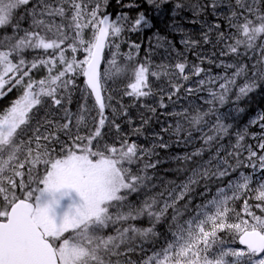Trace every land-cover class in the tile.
<instances>
[{
    "label": "snow or ice",
    "instance_id": "1",
    "mask_svg": "<svg viewBox=\"0 0 264 264\" xmlns=\"http://www.w3.org/2000/svg\"><path fill=\"white\" fill-rule=\"evenodd\" d=\"M169 2L147 0L158 13ZM106 3L0 0V31H11L0 36V97L6 95V86L9 92L22 88V94L0 113V264H264V216L256 215L244 199L254 191L255 207L264 212V183L252 189V176L241 172L212 193L214 185L245 166V150L247 166L264 170V131L253 134L259 151L242 144L247 126L236 133L229 150L222 141L233 125L218 114V106L239 105L264 91V42H259L264 40V0H176L169 27L184 33L175 17L184 11L192 14L188 22L199 23L200 34L185 33L188 38L181 43L199 63L190 64L177 52V62L158 65L160 71L139 64L124 95L137 101L153 96L149 77L166 76L167 85L159 89V108L168 107L165 95L174 105L173 97L179 99L182 91L191 96L204 90L210 97L205 103L211 107L167 113L177 118L176 124L153 133L151 147L130 136L143 135L157 108L145 105L147 113H141L139 125L132 127L134 119L127 107L119 102V107L114 106L113 97L105 95L107 82L127 72L118 64L121 53L116 43L126 17L111 20L102 11ZM209 14L213 22L201 19ZM142 22L144 27L152 26L141 12L133 30ZM86 30L91 31L88 39ZM203 45H212L213 51H197ZM106 48L115 49L107 67L103 64ZM30 51L38 55L28 60ZM81 53L83 59L78 58ZM126 59L131 61V54ZM205 60L223 68L224 74L213 75L211 68L202 67ZM41 68L46 75L34 79L33 71ZM77 75L84 78L83 102L73 112L69 106ZM193 77L196 87L185 89L183 82ZM118 121L127 123L130 133H123ZM249 124L264 130V113ZM106 128L115 129L111 143ZM194 132L201 134L203 145L170 158L181 165L174 172L185 179L179 184L161 181L163 187L156 192L161 185L153 181L158 177L148 173L166 162L156 152L157 147H169L162 133L175 135L177 145H186ZM200 187L205 202L193 209L194 193ZM241 199L242 211L252 223L240 213L235 215L238 223H229L235 212L231 205ZM170 211L171 239L165 238L164 246L156 250L162 235L157 225ZM145 218L148 226H137ZM224 231L238 236L244 248L226 247L220 238Z\"/></svg>",
    "mask_w": 264,
    "mask_h": 264
},
{
    "label": "trees",
    "instance_id": "2",
    "mask_svg": "<svg viewBox=\"0 0 264 264\" xmlns=\"http://www.w3.org/2000/svg\"><path fill=\"white\" fill-rule=\"evenodd\" d=\"M110 4L106 7L105 13H110L112 16V19L118 14L122 13L124 17H126L125 22V30L122 34V36L119 38L120 44L125 45V47H129L130 45L138 44L139 50H140V56L144 53L143 49L145 46L150 43V40L157 38V37H164L165 39H168L170 42L173 41L175 44L174 46H177L179 51L183 53L186 57L189 63H199V61L196 59L194 55H192L191 51H187L184 48V45L177 40V34L175 30H173L171 27H169L170 23L172 22L173 14H172V8L174 6V3L176 0H171L166 5H163L162 8L163 10L161 12H157L154 8V6L149 5L147 3V0H119L118 3L115 0H109ZM113 1V2H112ZM144 12L146 15V18L150 21L151 27H144L143 22L141 26H139L136 30H133V24L135 19L138 18L139 13ZM22 13V10H21ZM191 13L188 11L181 12L178 16L175 17V19L180 23V24H187V20L191 18ZM201 19H207L208 21L214 20L215 18L212 17L210 14L206 17H202ZM26 27V25H24ZM89 31V38L91 37V31ZM5 34H11L10 29L8 30L7 33L4 31H0V36L5 35ZM259 42H264V40L259 41ZM209 48L212 49V45H203L199 50L201 51L202 49ZM132 49V48H131ZM127 50V48H125ZM129 50V49H128ZM70 52V51H69ZM68 52V53H69ZM203 52V51H202ZM106 55L108 53V49H106ZM205 53V52H204ZM218 54V50H217ZM38 55L36 52H29L27 54V59L31 60L33 56ZM80 57V54L78 55V58ZM83 57V56H82ZM172 58H170L171 60ZM177 60L175 61V63ZM226 63H231L232 61L230 59L225 60ZM138 63H143L147 64L151 69L155 70L156 65L150 64L148 62H145L140 59L137 63H135V66H137ZM217 63H219V60H217ZM204 68H211L212 74H224L223 68H217L214 65H209L207 61L205 60L204 64L201 65ZM152 70V71H153ZM230 74V73H229ZM32 76L34 79L39 80L44 76L42 68L34 70L32 73ZM152 77V76H150ZM206 78V77H202ZM223 82V81H220ZM243 81L241 80L240 83ZM187 84V82H185ZM84 84V79L82 75H77L76 81H75V87L73 88V103L70 105V107L73 109V112H75V105L78 103V94L80 91L81 86ZM218 88V84L215 86ZM126 84L124 86L120 87V95H117L116 97H113V105L116 107H119V103L124 104L127 107V110L129 111L130 115L134 119V124L132 127L138 126L140 123V114L141 113H147V108L144 107L146 103H148V106L156 107L157 108V113L153 115L152 117V122L150 123L149 126H147L146 130L144 131L143 135H131L130 140H135L139 145L144 146V147H151L152 143L154 142L153 139L151 138L152 136L149 137V132L150 130L157 129L159 132L162 127H166L167 123L170 124V122L167 121V119H172L173 118H165L161 114V111H167L166 109H161L159 108V105L152 104V101L149 100V97L141 98L139 101L135 97H128L124 95V91L126 89ZM6 95L3 97H0V113L4 111L7 107L11 105V103L18 98L22 94V88L21 87H16L13 88L10 92L7 91V86L5 88ZM108 95V94H107ZM202 96H209L207 90H204L200 92V96L198 98H194L192 100V105H188L185 103L183 108H191L195 110V108H201V109H207L211 107V105L205 103L206 100L202 98ZM210 99V98H209ZM158 100H160V96H158ZM119 102V103H118ZM147 105V104H146ZM219 107V113L224 116L225 121L229 124H232L233 127L230 129V136L228 138H225L222 142L223 144L231 150V146L235 144L236 140V133L243 131L245 126H247V135L245 136V140L242 142V144L246 147L248 145H252L253 148L256 147L254 142H257L258 140L253 137V134H258L260 132V127H258V124H249V121L251 119H254L258 114L264 113V91H257L254 94H251L250 97L246 100H243L240 102L239 105H233L232 103L225 104L223 106H218ZM240 107L244 108V112H236L234 111V108ZM247 112V113H246ZM108 114L111 115V109L108 110ZM151 115L150 113H148ZM240 114V115H239ZM95 115V113H93ZM242 115V116H241ZM239 116V117H238ZM161 117V119H160ZM228 117V118H227ZM214 119V118H213ZM177 121V120H176ZM175 121V124H176ZM119 123L122 124V131L123 133H130L131 129L127 123L124 121H118ZM174 124V125H175ZM173 125V126H174ZM184 128L187 129L188 125L184 124ZM207 131V129H205ZM109 138L107 140L108 143H111L113 139H115V129H112L110 133H108ZM201 134L194 132L193 133V139L191 140L190 143L188 144H176V136L171 135L170 133H162L163 139L165 142L169 143V147L167 149H162L157 147L156 152L159 154V158L162 160H165L166 162L158 166L155 172L152 170H149V175H155L158 177V179L154 180L153 183L161 185V187H158L155 191L159 192L161 191V188L163 185L161 184V181L167 182V181H175V183L179 184L185 177L183 175L178 176L175 172L174 169H176L178 165L174 160H171V157H175L177 155H184L186 152L191 153L194 152L197 148H200L203 145V141L199 139V136ZM258 136V135H257ZM150 138V139H149ZM248 153L247 151L242 152V159L245 160V166L240 167L235 173L232 174L233 177L235 176L239 171L242 170H247V157ZM207 159V155L204 157ZM232 163H235V161H232ZM140 167H143V162L139 165ZM226 178L222 184H216L212 187V190L216 189V187H221L224 184H226V181L230 178ZM256 189V188H255ZM199 191H203V188L200 187L196 193H194V199L193 203L191 205V208H195V205L199 203V201L202 200V198L199 196ZM255 192H251V196H253ZM244 198H247L245 196ZM243 199L237 200L234 204L231 205V207H239L240 203L242 202ZM187 201H185L186 203ZM162 201H161V206H162ZM183 205H181L182 207ZM171 211L168 213L167 218L165 221L161 222L159 225H157V231L161 233V238L159 242L155 245L158 246L160 243L163 241L164 237H166L167 233L169 232L168 224L171 221ZM188 215L186 214L184 218H186ZM137 226L139 227H145L148 226V222L145 218L144 222L141 224H138ZM148 249L152 248L151 245L147 246Z\"/></svg>",
    "mask_w": 264,
    "mask_h": 264
},
{
    "label": "rangeland",
    "instance_id": "3",
    "mask_svg": "<svg viewBox=\"0 0 264 264\" xmlns=\"http://www.w3.org/2000/svg\"><path fill=\"white\" fill-rule=\"evenodd\" d=\"M116 1L118 3L119 0H116ZM114 2H115V0H114ZM109 4H110V1L107 0V3H106V5L103 6L102 11H105L106 7ZM121 16H123L122 13H118L112 20H116L117 17H121ZM186 22H187V24H180L183 27V29H184V33L179 32V31H175L176 34H177V38H178L177 40H179L180 43H181V40L188 38L185 35V33H188L189 35L196 36V37H198L199 34H200L201 25L199 23L192 24V23H189L188 20ZM208 22L211 23V22H213V20H210ZM121 23L124 24V27H125L124 20H122ZM89 34H90L89 31L86 30V37H85L86 39L89 38V36H88ZM168 42H170V41L168 39H165L164 37L154 38V39L150 40V43H148L145 46V48L143 49L144 53L142 54V56H140V50L139 49H136L134 47H130V48L127 47V46L125 47V45L120 44L119 39H117L116 43L120 44L119 51L121 53V56L118 58V64L121 67L126 68L127 72L125 74H122L117 79L107 82V85H106L107 92L105 93V95L108 94V95H111L112 97H116L117 95H120V87L121 86H124L126 84V87H127V85L130 82H132L133 70L139 64H142V63H138L137 66H135V63L138 62L139 57H140L141 60H143L145 62H148L150 64L156 65V69L155 70L151 69L150 71H152V70L153 71H160V69L157 66L162 64V63L163 64H175V61L177 60V55L176 54H177V52H179V53H181V52L179 51L177 46H174L175 43L173 41H171L170 43H168ZM125 48H127V50H125ZM106 49H108V48H106ZM49 51H51V50H49ZM112 51H115V49L114 48H112L111 50L108 49V53L105 56V60L103 62L105 67H107V60L111 58ZM197 51H200V50L197 49ZM201 51H203V52H205L207 54H210L213 50L209 49V48H205V49H202ZM127 54H131V56H132V60L131 61H128L126 59ZM67 55L70 58L72 53L69 52V53H67ZM82 56H83V54L81 53L79 59H83ZM170 58H172V59L170 60ZM42 71H43V74L46 75V71L44 69H42ZM196 79L197 78L193 77L191 81L187 82V84L185 82H183L185 89L188 88V87L195 88L196 87ZM149 82H150V85L152 87V91L154 93L153 96H150L149 100L152 101V104L155 103L156 105H159V100H158V96H160L159 89L162 88V87H165L167 85L168 77L165 76V77H163L162 79H159V80L156 77H149ZM83 88H84V84L80 88V91H79V94H78V103L74 106L76 108L75 111L77 110L79 104L83 102L82 91H81ZM198 96H200V92L195 93L194 95H191V96H187L186 93L184 91H182L180 93V95H179V99H177L176 97H173V100L175 101V104L173 105L171 102H169L167 100V96L165 95V103L168 104V107H167V111H161L162 112L161 114L164 113V115H162V116L165 117V118H173V120L172 119H167V121L170 122L171 125H174L175 121L177 120V118L168 116L167 113H171L173 111H181L183 109V106L185 105V103H187L188 105H192L193 104L192 100L194 98H198ZM202 98L204 100H206V99H209L210 97L209 96H202ZM112 102L113 101H111V103ZM88 104H89V106H91L93 104V100L91 98H89ZM112 104H114V103H112ZM146 104L148 105V103H146ZM71 110L73 111L72 108H71ZM160 119H161V117H160ZM167 125H169V123H167ZM258 127H260L259 124H258ZM260 130L261 131L258 132V134H257L258 136L261 134L262 131H264L261 128H260ZM103 131H105L106 133H110L107 128L104 129ZM158 132L159 131L157 129L150 130L149 137L153 136V133H158ZM254 143L256 145V147H254V149L259 151V149L257 147L258 141L254 142ZM247 168H248L247 170L240 171L235 176L230 177L229 179H235L236 177H238L240 175L241 172H243L245 174H250L252 176L251 188L255 189V188H257V186H259L257 181L258 180H260V181L263 180L264 173H261V169L258 166L255 168V170L251 166H247ZM226 183H227V181H226ZM254 183H257V184H254ZM215 191H216V189L212 190V193L214 194ZM246 196L248 197V200H249V203L251 205L252 211L255 212L256 215H258V216H264V214L263 215L258 214L256 211L253 210L254 208H256L254 204H257L256 203L257 200L255 199V194L253 196H251V192H249ZM207 199H211V196H208ZM204 202H205V200L202 199L201 201H199L198 204H202ZM233 208L235 209V212L232 213V219L229 220V223H238L239 222L235 218L236 213H240V216L242 218L248 220L249 223H252L251 217L246 216L244 214V212L242 211L243 201L240 203L239 207H233ZM184 219L185 220L188 219V216L186 218H184ZM227 232H229V231H227ZM229 233L233 234L232 232H229ZM166 235L167 236L164 237V239L160 243V245L155 248L156 250H158L160 247L164 246V244L166 243V239L165 238L171 239V232L170 231ZM220 238L222 240H224L223 237L220 236ZM225 246L227 247V245H225ZM152 251H153V248L151 249L150 252H148V255H151Z\"/></svg>",
    "mask_w": 264,
    "mask_h": 264
},
{
    "label": "flooded vegetation",
    "instance_id": "4",
    "mask_svg": "<svg viewBox=\"0 0 264 264\" xmlns=\"http://www.w3.org/2000/svg\"><path fill=\"white\" fill-rule=\"evenodd\" d=\"M261 173H264V170H261ZM257 182H258V185L260 183H264V177H263V180L262 181L258 180ZM254 184H257V183H254ZM244 199H247V198H244ZM256 203H258V201H256ZM254 205H256V204H254ZM253 210L256 211L258 214H261V215L264 214V212H261V210L258 209V208H254ZM220 236L224 238L223 241L225 242V245H227V247L244 248L243 245H240L239 244V238H238V236L234 237L233 234H230L227 231H224V232L220 233ZM150 251H151V248L148 249V252H150Z\"/></svg>",
    "mask_w": 264,
    "mask_h": 264
},
{
    "label": "water",
    "instance_id": "5",
    "mask_svg": "<svg viewBox=\"0 0 264 264\" xmlns=\"http://www.w3.org/2000/svg\"><path fill=\"white\" fill-rule=\"evenodd\" d=\"M108 16H109V18L111 19V14L110 13H106Z\"/></svg>",
    "mask_w": 264,
    "mask_h": 264
},
{
    "label": "bare ground",
    "instance_id": "6",
    "mask_svg": "<svg viewBox=\"0 0 264 264\" xmlns=\"http://www.w3.org/2000/svg\"><path fill=\"white\" fill-rule=\"evenodd\" d=\"M145 107V106H144ZM247 113V112H246ZM240 115V114H239ZM242 116V115H241ZM239 117V116H238ZM228 118V117H227Z\"/></svg>",
    "mask_w": 264,
    "mask_h": 264
}]
</instances>
